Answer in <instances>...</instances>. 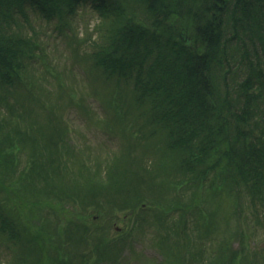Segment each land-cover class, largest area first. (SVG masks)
Segmentation results:
<instances>
[{"label": "trees", "instance_id": "obj_1", "mask_svg": "<svg viewBox=\"0 0 264 264\" xmlns=\"http://www.w3.org/2000/svg\"><path fill=\"white\" fill-rule=\"evenodd\" d=\"M32 14L76 45L114 150L68 142L63 108L90 110ZM243 209L264 229V0H0L1 264H124L129 237L159 255L144 264H264L230 231ZM119 212L134 225L111 237Z\"/></svg>", "mask_w": 264, "mask_h": 264}, {"label": "rangeland", "instance_id": "obj_2", "mask_svg": "<svg viewBox=\"0 0 264 264\" xmlns=\"http://www.w3.org/2000/svg\"><path fill=\"white\" fill-rule=\"evenodd\" d=\"M31 16L33 17V20H35V29L39 35L38 37L43 41L45 50L44 52L49 64L53 66L52 68L60 72L62 82L66 85L67 91L69 90L70 93H74V100H78L81 95L83 96V92H85L88 87L85 88L84 86L85 77H83L81 74V67L72 64L71 53L73 52V46L75 44L73 42L70 44L66 43L64 37L58 35L56 31L52 30V24L48 25L45 23V21L41 24H38L39 19L37 18V14H32ZM84 16V23L86 24L83 23L78 25L77 33L79 35H82V32L86 26L90 30L95 20L94 18H91L89 14H85ZM48 79L54 80V78L50 75H48ZM44 84V87L51 91V93H49L47 96V99L52 101L55 100L58 87L52 83ZM83 99L85 100L84 103L86 107L90 110L89 113L81 110L75 104H71L70 106H65L63 108L62 118L68 127V142L74 145L76 149H84L86 152L85 156L90 155L91 157H99L100 154L105 153L107 150V152L114 150L117 144L115 145L112 141L113 138L109 137L110 135L108 134V131L97 125L98 123L95 121L97 116L103 114V107L100 99H95L86 95L83 96ZM212 203L215 205V202ZM226 206L227 205L224 202V205H222L219 210L225 213L227 209ZM86 214L87 216L85 220L91 226L103 222L102 217L98 216L92 210V208L88 209ZM256 216L257 214L254 213L253 210L243 209L241 212L240 224L237 226L234 225L233 220L236 218L231 220V217L229 220L231 224L230 231H232V229L235 227H237L236 231L243 230V239L246 245L251 248V250L260 248L264 245V229L256 224L254 220ZM133 225L134 222L132 218H128V216L123 212H119L117 213L114 222H112L109 227H107V229L109 235L111 237H115L119 234H126L128 230L133 227ZM128 239L131 241L132 247L135 246V243L138 244L137 247H139L142 251V255L138 256L137 260L134 259L135 256L133 257L131 255L130 259L128 258L124 264H144L147 260L146 257L148 256L154 255L157 258L159 257L156 250L152 249L151 247L145 246L143 243L139 244V242H134V238L129 237ZM130 251L131 250H129V247L126 246L124 250L125 258L129 257ZM8 256H10V251L6 248L5 243L0 241V264L3 262V260H6L5 258Z\"/></svg>", "mask_w": 264, "mask_h": 264}]
</instances>
